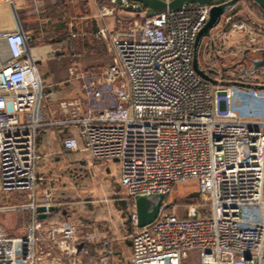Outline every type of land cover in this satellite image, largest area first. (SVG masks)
Segmentation results:
<instances>
[{
	"label": "built area",
	"instance_id": "obj_1",
	"mask_svg": "<svg viewBox=\"0 0 264 264\" xmlns=\"http://www.w3.org/2000/svg\"><path fill=\"white\" fill-rule=\"evenodd\" d=\"M227 1L145 15L135 3L105 0L98 15L112 24L98 33L107 38L110 63L87 72L69 64L83 97L61 98L42 82L37 66L56 56L53 44L0 30L10 54L0 56V190L26 197L0 212L21 209L28 217L21 234L0 224V264H112L109 228L37 217L38 206L48 216L53 204L36 190L37 131L50 124L75 126L95 159L118 161L129 198L165 197L179 182L196 181L197 200L185 216L165 200L143 227L134 214L130 264H264V89L257 87L264 86V66L241 70L251 68L247 54L264 50V10L236 0L197 49L199 67L215 82L193 68L211 6ZM234 31L244 33L243 43L227 46ZM46 105L60 116L43 120L37 113ZM62 143L79 148L76 136Z\"/></svg>",
	"mask_w": 264,
	"mask_h": 264
},
{
	"label": "crops",
	"instance_id": "obj_2",
	"mask_svg": "<svg viewBox=\"0 0 264 264\" xmlns=\"http://www.w3.org/2000/svg\"><path fill=\"white\" fill-rule=\"evenodd\" d=\"M105 0H10L0 2V30L19 29L30 44L52 42L57 55L42 61L37 70L42 82L55 89L61 98L83 97L80 81L69 74V61L84 72L99 71L110 63L107 38L98 33L102 25H111L112 18L101 19L98 10ZM144 12V11H143ZM0 56L8 59L10 54L4 40H0ZM38 116L52 121L60 115L51 106L39 109ZM78 137L79 148L75 151L63 147L66 136ZM36 165L37 195L48 193L54 210L48 223L70 220L75 225L85 224L91 230V221H83L67 202V197L82 192L83 179H97L103 182L106 194L114 197L126 196L120 184V167L115 160L95 159L84 149L77 128L72 125L50 124L37 131ZM92 160L95 161L93 165ZM94 169V175H91ZM87 170V175H81ZM16 194V193H15ZM23 195V194H19ZM24 196V195H23ZM130 199V198H129ZM132 199V198H131ZM133 200V199H132ZM134 205V203H133ZM92 211H87L86 217ZM83 214L82 211L79 212ZM103 226V225H100ZM109 228L113 235L112 264H130L131 236H121L122 231ZM94 256V253H90Z\"/></svg>",
	"mask_w": 264,
	"mask_h": 264
},
{
	"label": "rangeland",
	"instance_id": "obj_3",
	"mask_svg": "<svg viewBox=\"0 0 264 264\" xmlns=\"http://www.w3.org/2000/svg\"><path fill=\"white\" fill-rule=\"evenodd\" d=\"M135 10L144 11L145 15H151L155 13L151 9H143L136 4ZM260 38V37H259ZM258 38V39H259ZM244 33L242 31H234L229 35V38H226L227 46L234 45L235 40H243ZM241 42V41H240ZM46 43H51L46 41ZM243 43V41L241 42ZM39 43H34L36 45ZM54 45V44H53ZM57 55V51H56ZM248 57L254 58L257 56L256 53L251 52L247 54ZM72 63V60L69 61V64ZM242 71L246 70V67L241 69ZM247 106L245 110H248ZM93 165L95 161L92 160ZM94 169H91V175H94ZM87 175V170L84 174ZM82 183V192H79L75 196L67 197V202L71 207V212L75 213L78 217L83 218V221H91L95 225L110 226L112 229H118L121 227L122 235L130 237L134 231V214L135 208L133 205V200L127 197L120 196L114 197L106 194V191L103 187V182L97 179L85 180L83 179ZM196 181L193 179L179 182L172 190V192L164 197V200L167 203V209L177 213L180 216L186 215V207L190 203H194L197 200L196 196ZM150 199L154 200V196H150ZM26 197L23 195L8 193L5 194L0 190V205L17 203L20 201H25ZM82 211L83 214L80 215L79 212ZM87 211H92L86 217H83ZM28 217L27 213L24 210L18 209L15 211H5L0 212V224L3 226L5 231L12 235H17L23 233L25 226L27 224ZM119 231V229H118Z\"/></svg>",
	"mask_w": 264,
	"mask_h": 264
},
{
	"label": "water",
	"instance_id": "obj_4",
	"mask_svg": "<svg viewBox=\"0 0 264 264\" xmlns=\"http://www.w3.org/2000/svg\"><path fill=\"white\" fill-rule=\"evenodd\" d=\"M130 3H135L139 5L141 8L151 9L154 11H159L169 8H178L182 6L184 2L188 3H210L215 2L216 0H171L169 2H165L164 0H125ZM257 5H259L264 10V0H253ZM236 0H229L227 2L213 4L210 9L209 18L204 26L200 29L196 37V52L193 58V68L195 72L200 75L202 78L209 80L211 82H215L207 73H205L198 64L197 57V49L198 46L203 39L210 34V31L214 28V26L218 23L221 14L227 10L232 4H234ZM256 53L259 54L258 57L248 59L251 65L250 69H246L243 72L248 70L260 68L264 66V50H256ZM247 59L246 55L242 57V59ZM235 67V65L233 66ZM260 89H264V86H257ZM154 196V200L150 199V196ZM164 200L163 194H151V195H136L133 199L134 208H135V216H136V225L137 227H143L149 223H151L159 214L160 206ZM39 219H45L47 216L42 213L45 209L43 206L37 207ZM50 211L54 210L53 206L49 207Z\"/></svg>",
	"mask_w": 264,
	"mask_h": 264
},
{
	"label": "trees",
	"instance_id": "obj_5",
	"mask_svg": "<svg viewBox=\"0 0 264 264\" xmlns=\"http://www.w3.org/2000/svg\"><path fill=\"white\" fill-rule=\"evenodd\" d=\"M49 219V216L47 217V220Z\"/></svg>",
	"mask_w": 264,
	"mask_h": 264
}]
</instances>
